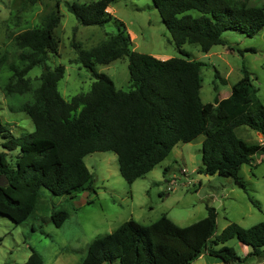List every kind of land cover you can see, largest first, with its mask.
Returning <instances> with one entry per match:
<instances>
[{
  "label": "trees",
  "instance_id": "obj_1",
  "mask_svg": "<svg viewBox=\"0 0 264 264\" xmlns=\"http://www.w3.org/2000/svg\"><path fill=\"white\" fill-rule=\"evenodd\" d=\"M24 1L33 4L36 0ZM112 1H66V6L80 23L104 24L112 16L108 9ZM152 2L181 55L160 58L133 49L130 33L119 21L117 32L90 48L73 42V59L94 79L88 91L70 99L57 87L64 65L46 63L48 53L58 49L54 34L60 21L58 10L45 13L41 25L14 35L17 60L8 63L11 74L4 91H32V100L18 108L31 117L34 128L15 135L0 122L5 149L0 150L1 214L20 223L35 213L41 186L68 196L93 189V176L84 161L89 152L113 151L120 174L131 183L164 159L177 142L191 141L200 134L204 138L196 170L231 176L246 189L239 168L253 162L254 155L264 154V141L249 142L235 128L245 124L264 136V103L258 87L243 67L229 94H215L214 107L206 112L200 96L202 62L191 58L182 44L196 42L206 52L213 44L224 42L225 29L253 35L264 26V8L231 0ZM121 56L128 58L127 90L116 87L108 74L96 69L97 63ZM34 65H42V71L33 87L27 73ZM17 148L9 159L8 151ZM169 169L170 165L164 166V171ZM206 208V215L184 225L165 212L149 223L130 217L112 231L94 237L79 264H191L202 252L230 264H239L248 256L264 257V220L247 227L230 221L215 233L216 209L211 205ZM67 216L66 209L53 208L48 218L59 226ZM232 237L251 246L246 255L225 243ZM26 264H42L40 254L32 249Z\"/></svg>",
  "mask_w": 264,
  "mask_h": 264
},
{
  "label": "rangeland",
  "instance_id": "obj_2",
  "mask_svg": "<svg viewBox=\"0 0 264 264\" xmlns=\"http://www.w3.org/2000/svg\"><path fill=\"white\" fill-rule=\"evenodd\" d=\"M66 1L92 0H36L33 4L24 0H0V122L15 135L33 130L34 124L31 117L18 108L21 103L32 100V91L11 94L4 91V84L11 74L8 63L17 60L14 35L41 25L44 14L49 11L58 10L60 21L54 28L58 49L48 53L46 63L51 67L59 63L64 65L65 71L57 87L66 99L88 91L94 79L81 62L73 59L76 56L73 42L90 48L117 32L119 21L129 31L133 49L160 58L181 55L152 0H113L108 7L112 16L104 24L80 23L67 8ZM231 1L264 8V0ZM222 37L223 43L213 44L206 52L196 42L182 44L191 58L202 62L200 96L206 112L213 109L215 94L218 97L229 94L232 84L242 75L243 67L249 70L258 87L257 94L264 103V26L253 35L225 29ZM127 64V56H121L107 63H97L96 69L108 74L116 87L127 90L130 88ZM41 71L42 65H34L28 71L33 87L39 83ZM235 130L245 140L256 141L255 130L249 126L241 124ZM2 140L0 134V150H5ZM17 151L18 148L8 151L7 157L13 159ZM253 158V162L242 163L238 171L245 182L244 189L231 176L196 170L201 159L199 137L177 142L164 159L131 183L120 174L113 151L89 152L84 155V161L93 176V189L68 196L53 194L41 186L36 212L22 222L15 223L0 213V264H26L32 249L40 254L42 264H79V257L84 256L94 237L112 231L130 217L149 223L165 212L176 223L184 225L206 215V205L216 209L215 233L230 221L250 226L264 220V154L258 153ZM167 164L170 169L166 172L164 166ZM182 167L186 170L183 173L180 172ZM171 173L176 174L177 181L167 190V177ZM53 208L68 211L67 218L59 226L48 218ZM225 243L233 246L236 252H242L243 247L242 256L248 253L247 247L251 249L236 237ZM216 259L217 264H230ZM261 260L262 257L248 256L239 264H264ZM192 264H197V260Z\"/></svg>",
  "mask_w": 264,
  "mask_h": 264
},
{
  "label": "crops",
  "instance_id": "obj_3",
  "mask_svg": "<svg viewBox=\"0 0 264 264\" xmlns=\"http://www.w3.org/2000/svg\"><path fill=\"white\" fill-rule=\"evenodd\" d=\"M253 137L254 138H256V141L258 140L259 141V139H260V136H259V134H258V132H254L253 133ZM199 137V140L202 142V140H203V138H204V135L203 134H200V135H198L197 136V138ZM176 145V144H175ZM174 145V146H175ZM173 146V147H174ZM168 165V164H167ZM242 249L243 250H241L242 252H244L245 251V249L242 247ZM248 251L250 250L248 247L246 248ZM247 251V252H248ZM242 252H237L239 255H243V253ZM82 256L83 255H81V257H79V260H81V258H82ZM216 258H218V257H216V256H213V255H210L209 253H207V252H202L197 258H195L194 260H197V264H217L218 263V261H217V259ZM220 259V258H219ZM193 260V261H194ZM221 260V259H220ZM262 262H264V257H262V260H261ZM242 263V262H241ZM191 264H192V262H191Z\"/></svg>",
  "mask_w": 264,
  "mask_h": 264
},
{
  "label": "built area",
  "instance_id": "obj_4",
  "mask_svg": "<svg viewBox=\"0 0 264 264\" xmlns=\"http://www.w3.org/2000/svg\"><path fill=\"white\" fill-rule=\"evenodd\" d=\"M258 134H259V136H260L259 141H260V142H263V141H264V136H263L260 132H258ZM185 171H186V170H185L184 167L180 168V172L183 173V172H185ZM167 178H168V181H167L166 189L169 190V189H172L173 185L176 183V181H177V176H176L175 173H171L170 176L168 175Z\"/></svg>",
  "mask_w": 264,
  "mask_h": 264
}]
</instances>
